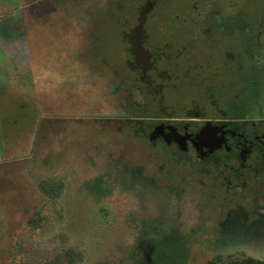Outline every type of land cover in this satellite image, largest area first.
<instances>
[{
	"label": "rangeland",
	"instance_id": "rangeland-1",
	"mask_svg": "<svg viewBox=\"0 0 264 264\" xmlns=\"http://www.w3.org/2000/svg\"><path fill=\"white\" fill-rule=\"evenodd\" d=\"M150 2L0 0V264H208L218 256L264 260L262 216L252 210L264 190L237 196L251 212L246 223L238 221L237 235L230 231L226 213L234 206L228 195L224 198L225 189L213 193V184L199 177L171 193L157 192L150 202L146 196L135 202L125 189H114L115 181L106 184L122 166L108 157L109 150L144 146L110 118L133 107L115 105L131 99L113 70L119 69L118 52L128 53L136 44ZM245 2L159 0L144 25L145 44L160 56L181 55L186 44V66H199L210 53L201 49L204 39L221 37L207 28L208 13L222 5L225 16L246 11ZM251 6V15L260 14L263 24L255 25L250 37L264 40V0H252ZM228 29L225 36L235 39L249 33ZM158 69L170 71L165 62ZM175 76L159 78L156 94L140 92L136 100L151 99L149 107L159 114L193 115L199 107L206 116L217 112L204 105L197 83L172 88L181 81ZM256 95L255 90L245 94ZM256 99L264 105V89ZM138 112L127 115L146 114ZM259 112L263 117L264 110ZM262 182L252 185L261 188Z\"/></svg>",
	"mask_w": 264,
	"mask_h": 264
},
{
	"label": "flooded vegetation",
	"instance_id": "flooded-vegetation-1",
	"mask_svg": "<svg viewBox=\"0 0 264 264\" xmlns=\"http://www.w3.org/2000/svg\"><path fill=\"white\" fill-rule=\"evenodd\" d=\"M150 3H154V6L149 10L147 19L158 6L159 0H151ZM251 4L252 0H246L243 6L246 11L233 10L228 16L223 15V5L211 9L206 23H203L208 25L207 28L211 32L214 30L221 34L222 38L204 39L200 45L201 49L205 52L206 48L210 53L206 63L199 66L195 65L192 68L186 66L188 65L187 55L185 56L188 50L186 44L182 43L181 55L160 56L156 50L153 51L146 46V34L143 39H137L133 49H129L128 53L118 52L119 69L113 72L119 79L118 85L123 91L126 90L131 101H122L115 105H133L127 108L129 110L127 114L136 115L139 114L138 111L146 114L130 117L120 113L110 120L119 131L124 132L126 128L132 132L135 139L144 143V146L131 151L109 150L108 157L118 158V164L122 166L112 174V179L106 182L108 186L115 181L118 185L113 183L117 187L114 189L121 191L125 189L128 196L131 194L133 200H136L135 202L140 201L138 196L141 200L146 196L150 202L157 196V192L171 193L175 189H181L188 178L199 177L204 184L206 181L213 184V193L220 194V189H225L224 198L228 195L231 206H234L226 213L231 223L229 227L233 228L230 231L239 235L237 224L246 223L251 212L247 205L238 201L241 202L248 195L258 193L262 195L264 190L263 186L255 189L252 185L254 181L260 179L262 182L264 179V116L260 117L263 112H259L264 110V105L256 99L264 89V40L261 37H250L254 26L262 27L263 24V21L259 20L260 14L251 15L253 12ZM232 5L235 6L236 2ZM183 10L186 14L187 8ZM242 12L245 18H242L244 17ZM185 21L188 23L187 14ZM227 28L229 32L231 29L241 28L248 30L249 33L244 39L226 37ZM141 45L148 51L143 56L144 60L141 58ZM237 45L242 47L241 50L237 51ZM253 49L256 53L252 52ZM131 51L134 53L130 54ZM179 56L182 57L181 63L174 59ZM163 62L170 71L158 69ZM173 73H176L175 77L181 78V81L180 86L174 84L172 88L184 89L185 84L195 86L197 83L201 88L200 92H203L204 105L207 103L211 108H218L217 112L206 116L203 113L204 109L197 106L193 115L175 114L173 111L159 114L156 109L152 111V106L149 107L153 104L151 99L136 100L140 92L145 96L156 94L160 79L163 81L162 77L172 78ZM250 90L256 91V97L245 96ZM239 110L242 111L238 113ZM256 113L258 117L254 118L253 114ZM155 114L158 115L154 116ZM80 120L86 122V119ZM127 154L132 158H126ZM238 195L242 199H238ZM263 200L256 198V203L253 200L252 206L255 214L262 216L259 219L262 225H264V205L261 203ZM263 232L264 226L261 233Z\"/></svg>",
	"mask_w": 264,
	"mask_h": 264
},
{
	"label": "trees",
	"instance_id": "trees-1",
	"mask_svg": "<svg viewBox=\"0 0 264 264\" xmlns=\"http://www.w3.org/2000/svg\"><path fill=\"white\" fill-rule=\"evenodd\" d=\"M215 96L214 94H212ZM213 103V101H211ZM207 105V103H205ZM210 105V104H209ZM74 258V257H73ZM74 261V260H73ZM45 264H55L54 261L46 262ZM208 264H264V260L254 257H235V256H218L208 261Z\"/></svg>",
	"mask_w": 264,
	"mask_h": 264
},
{
	"label": "water",
	"instance_id": "water-1",
	"mask_svg": "<svg viewBox=\"0 0 264 264\" xmlns=\"http://www.w3.org/2000/svg\"><path fill=\"white\" fill-rule=\"evenodd\" d=\"M153 6H154V3L148 4V7L146 8V10L143 12V14L141 16L139 28H138V30L140 32V36H139L140 39H143V37H144V25H145L146 20H147L148 12ZM140 51H141V58H142V60H144L143 56L145 54H147L148 51L146 49H144V47L142 45H141Z\"/></svg>",
	"mask_w": 264,
	"mask_h": 264
}]
</instances>
